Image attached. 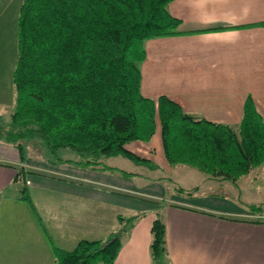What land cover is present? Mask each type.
<instances>
[{
	"label": "crops",
	"instance_id": "obj_1",
	"mask_svg": "<svg viewBox=\"0 0 264 264\" xmlns=\"http://www.w3.org/2000/svg\"><path fill=\"white\" fill-rule=\"evenodd\" d=\"M167 9L179 19V33L144 41L142 95H166L185 112L234 127L249 95L264 119V0H171ZM25 146H31L29 141ZM125 148L169 169L159 125L148 141L132 140ZM23 155L0 140V264H54L51 244L21 198L22 183L13 180L19 167L26 173L18 178L60 248L71 249L80 239H104L118 227V214L141 213L109 264H152L150 226L158 212L171 264H264L262 203L250 202L261 207L252 210L248 202L240 199L239 206L227 194L197 195V186H180L195 187L192 194L166 197L161 185L137 188L128 175L104 173L102 164L42 159L33 151ZM132 190L155 197L157 207L136 199L142 194Z\"/></svg>",
	"mask_w": 264,
	"mask_h": 264
},
{
	"label": "trees",
	"instance_id": "obj_2",
	"mask_svg": "<svg viewBox=\"0 0 264 264\" xmlns=\"http://www.w3.org/2000/svg\"><path fill=\"white\" fill-rule=\"evenodd\" d=\"M169 1L21 0L12 72L14 104L8 118L0 114V140L13 144L22 159L25 142L37 144L39 139L50 152L74 150L78 158L73 161L85 166L97 167L103 157L122 155L153 167L151 160L125 144L148 141L158 123L169 165L185 164L210 177L235 181L264 163V119L249 95L235 127L185 112L166 95H142L144 41L179 33V19L167 9ZM24 173L19 167L13 180L22 183L21 198L51 244L54 264H109L115 259L126 230L141 213L118 214V227L104 239H80L71 249L60 248L18 178ZM194 189L177 187L187 194ZM148 201L157 207V201ZM165 234L156 212L150 226L152 264H171Z\"/></svg>",
	"mask_w": 264,
	"mask_h": 264
},
{
	"label": "rangeland",
	"instance_id": "obj_3",
	"mask_svg": "<svg viewBox=\"0 0 264 264\" xmlns=\"http://www.w3.org/2000/svg\"><path fill=\"white\" fill-rule=\"evenodd\" d=\"M10 3L11 1L9 0H0V100L2 101L0 114L5 118H8L14 104L15 92L12 83V72L17 54L16 18L18 1L14 0L11 4ZM29 143L31 146H25L24 152L27 154L33 151L42 159L50 158L54 159V161H58V157L62 159L66 157L78 158L76 152L70 148H58L55 152H50L42 140L37 139V144L32 143V141ZM101 164L104 165V168H102L105 169L103 170L104 173H108L107 171L111 170L113 173H122L121 171L125 170H127V172H132L129 173L128 176L137 188H140V186L144 187L146 183H149L148 187L150 188H156L158 185H161V190H163L166 197H168L170 193H179L177 190L178 186H197V195H203L206 191L211 190L219 194H227L228 199H232L234 202L236 201L239 206L240 203L238 202L240 199L248 202L245 205L247 208H249L248 204H250V202L264 204V164L255 166L248 174L235 181L222 178L218 180H208L210 176L185 164L170 165L169 169L163 166L156 167V165L148 167L143 164H136L121 156L103 157ZM106 164L116 166L109 168ZM117 166L125 170H121ZM178 171L185 172L184 174L186 175H177ZM210 178L217 179L213 177ZM132 193L142 194L138 195L139 198H136L139 200H141V198L143 201L155 200V197L147 198L146 195H144L145 193H141L137 190H132Z\"/></svg>",
	"mask_w": 264,
	"mask_h": 264
}]
</instances>
